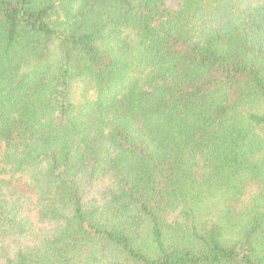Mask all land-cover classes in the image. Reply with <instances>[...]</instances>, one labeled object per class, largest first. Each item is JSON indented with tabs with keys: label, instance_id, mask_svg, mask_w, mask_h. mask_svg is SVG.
<instances>
[{
	"label": "trees",
	"instance_id": "16d2710c",
	"mask_svg": "<svg viewBox=\"0 0 264 264\" xmlns=\"http://www.w3.org/2000/svg\"><path fill=\"white\" fill-rule=\"evenodd\" d=\"M0 146V264H264V0H0Z\"/></svg>",
	"mask_w": 264,
	"mask_h": 264
},
{
	"label": "rangeland",
	"instance_id": "374dc122",
	"mask_svg": "<svg viewBox=\"0 0 264 264\" xmlns=\"http://www.w3.org/2000/svg\"><path fill=\"white\" fill-rule=\"evenodd\" d=\"M0 150H1V146H0ZM12 182V186L17 188L20 192L35 198L34 193L32 192L31 188L28 186L27 182L25 180H10ZM10 182V183H11Z\"/></svg>",
	"mask_w": 264,
	"mask_h": 264
}]
</instances>
